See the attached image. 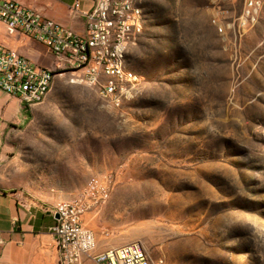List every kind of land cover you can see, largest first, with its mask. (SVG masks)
Listing matches in <instances>:
<instances>
[{
    "label": "rangeland",
    "instance_id": "374dc122",
    "mask_svg": "<svg viewBox=\"0 0 264 264\" xmlns=\"http://www.w3.org/2000/svg\"><path fill=\"white\" fill-rule=\"evenodd\" d=\"M141 5L128 52L138 78L118 102L55 68L41 44L23 46L56 76L0 178L50 209L46 195L73 197L105 175L99 227L154 264H264V9L234 50L207 0Z\"/></svg>",
    "mask_w": 264,
    "mask_h": 264
},
{
    "label": "built area",
    "instance_id": "2783aa9c",
    "mask_svg": "<svg viewBox=\"0 0 264 264\" xmlns=\"http://www.w3.org/2000/svg\"><path fill=\"white\" fill-rule=\"evenodd\" d=\"M142 1L91 0L88 9H81L80 0H73L71 14L84 19L82 34L14 0H0V23L8 35L41 44L55 58V68L71 72L74 82L96 86L103 96L118 102L126 83L138 78L128 66V52L144 29ZM206 8L217 37L235 50L258 23L264 0H207ZM55 76L50 68L0 43L3 92L27 106L38 104L51 91ZM110 191L107 176L93 175L76 195L50 209L58 215L49 232L59 252V264H83L84 256L98 264H154L138 241L96 252L94 232L83 217L104 207ZM107 234L105 229L103 235Z\"/></svg>",
    "mask_w": 264,
    "mask_h": 264
},
{
    "label": "crops",
    "instance_id": "0c3cea01",
    "mask_svg": "<svg viewBox=\"0 0 264 264\" xmlns=\"http://www.w3.org/2000/svg\"><path fill=\"white\" fill-rule=\"evenodd\" d=\"M14 1L38 11L77 34L84 32L83 17L71 14L73 0ZM90 4L91 0H80L81 9H88ZM0 29L2 30L0 43L17 50L32 62L41 65L40 61L33 56L35 51L23 47H32L33 41L8 35L2 23H0ZM22 40L25 42L23 45H14V42ZM34 105L27 106L18 97L0 90V177L10 159L15 156L17 144L21 143L16 138L22 137L34 119L33 112L38 108ZM70 198L59 199L57 194L45 196L51 208L57 202ZM50 209L21 198L17 192L5 186L0 178V264H59V252L49 232V228L56 220ZM103 209L104 207L98 212L85 213L83 217L84 224L91 227L94 232L96 252L125 244L113 230H109L108 227L104 229L99 227L98 218ZM105 229L108 231L106 236L103 235ZM82 260L83 264H86L91 259L84 256Z\"/></svg>",
    "mask_w": 264,
    "mask_h": 264
},
{
    "label": "water",
    "instance_id": "95a60500",
    "mask_svg": "<svg viewBox=\"0 0 264 264\" xmlns=\"http://www.w3.org/2000/svg\"><path fill=\"white\" fill-rule=\"evenodd\" d=\"M54 217H55V218H57V217H58V215H57V214H55V215H54Z\"/></svg>",
    "mask_w": 264,
    "mask_h": 264
}]
</instances>
